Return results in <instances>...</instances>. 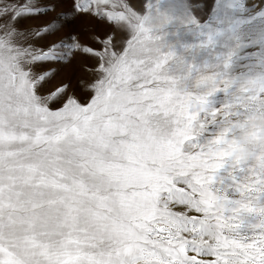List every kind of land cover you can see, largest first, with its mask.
Here are the masks:
<instances>
[{
  "label": "snow or ice",
  "instance_id": "obj_1",
  "mask_svg": "<svg viewBox=\"0 0 264 264\" xmlns=\"http://www.w3.org/2000/svg\"><path fill=\"white\" fill-rule=\"evenodd\" d=\"M201 3L0 0V264H264V172L238 159L261 135L264 41L168 34ZM76 15L107 26L99 48ZM77 51L97 58L89 102L42 95Z\"/></svg>",
  "mask_w": 264,
  "mask_h": 264
},
{
  "label": "rangeland",
  "instance_id": "obj_2",
  "mask_svg": "<svg viewBox=\"0 0 264 264\" xmlns=\"http://www.w3.org/2000/svg\"><path fill=\"white\" fill-rule=\"evenodd\" d=\"M259 0H202L201 8L198 13L199 23L195 28L191 27L193 21L191 14L186 10L178 12L171 25L168 26V34L177 33L190 36L197 39L199 29H210L213 26L224 25L227 30L234 31V40H254L264 41V10L257 13L252 7ZM247 5V6H245ZM70 8V4L58 6L54 12H51L39 19H25L22 21L21 30L49 23L56 18L59 13L65 12ZM107 31V26L101 23L92 15H76L71 20L70 32L77 36L82 45L99 48L95 43L93 36H103ZM64 31H58L49 39H57L64 36ZM97 66V58L77 51L67 63L55 65L56 71L48 79L41 89L42 95H47L55 91L63 84H67L66 95H75L78 101L86 104L91 99L92 92L88 85L94 82V70ZM237 72L243 74V67L237 66ZM61 97L50 104L53 109L62 106L64 99Z\"/></svg>",
  "mask_w": 264,
  "mask_h": 264
},
{
  "label": "clouds",
  "instance_id": "obj_3",
  "mask_svg": "<svg viewBox=\"0 0 264 264\" xmlns=\"http://www.w3.org/2000/svg\"><path fill=\"white\" fill-rule=\"evenodd\" d=\"M244 88L245 84L241 82L236 88V94L242 95ZM256 124L261 135L242 145V151L238 154V159L243 162H250L257 172H264V108L261 109V115L258 117Z\"/></svg>",
  "mask_w": 264,
  "mask_h": 264
}]
</instances>
